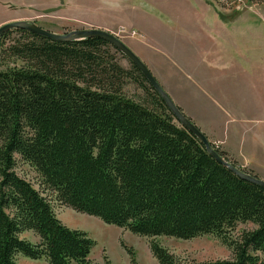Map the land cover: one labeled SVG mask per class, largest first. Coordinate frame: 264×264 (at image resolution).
Returning <instances> with one entry per match:
<instances>
[{"label":"trees","instance_id":"trees-1","mask_svg":"<svg viewBox=\"0 0 264 264\" xmlns=\"http://www.w3.org/2000/svg\"><path fill=\"white\" fill-rule=\"evenodd\" d=\"M236 2L212 0L224 9ZM13 33L18 38L5 47ZM112 47L99 37L60 42L23 29L0 37V55L21 62L0 71V264H17L18 254L95 264L96 242L62 223L52 196L63 208L143 237L214 235L234 255L205 264H264V189L217 162L140 70L120 65ZM130 82L149 102L126 93ZM19 161L35 170L39 189L17 174ZM240 224L255 229L232 240ZM25 232L40 242L22 239ZM150 248L160 264H179L155 241ZM104 264L112 262L104 257Z\"/></svg>","mask_w":264,"mask_h":264},{"label":"rangeland","instance_id":"rangeland-1","mask_svg":"<svg viewBox=\"0 0 264 264\" xmlns=\"http://www.w3.org/2000/svg\"><path fill=\"white\" fill-rule=\"evenodd\" d=\"M0 2V29L7 24L27 23L60 35L91 29L110 32L131 49L149 70L151 69L161 85L164 78L157 75L156 66L165 69L167 80L183 98L175 99L178 105L187 106L189 98L193 99L195 94L203 95L189 77V71L186 69L189 62L196 66L203 56L219 53L222 49L221 44H226L228 53H236L241 48L240 53L244 55V70L236 77V84L241 102L238 111H242L240 113L244 115H236L234 120L226 119L224 115L222 117L228 121L227 123L231 122V126L236 119L248 120L247 114H252L254 118L264 117V4L237 0L230 8L224 9L220 6L214 7L212 0H0ZM219 13L229 20L223 21ZM16 38L17 34L13 33L10 39L4 42V46L8 47ZM111 51L116 54L122 67L132 69L133 64L129 59L114 47ZM142 57H145V60ZM149 57L153 59V66L147 63ZM0 60L4 64L0 71L21 65V62L14 64L15 59H5V56L1 55ZM125 91L139 101L149 102L147 94L137 83H128ZM210 106L213 109L207 108L205 111L212 117L205 114V123L196 121L197 125L220 151L222 146L217 141L213 143V135L224 139L225 146L235 151L240 145L242 135L232 131L228 133L227 123L223 122L225 119L217 116V111L221 113L222 110ZM181 110L186 116L191 113L195 119L200 118L195 108L191 111L187 107ZM261 124L263 122H258L254 132L263 130L264 125ZM246 132L251 133L252 129H247ZM242 134L246 135L244 130ZM222 152L230 162L252 171V176L258 179L264 176L259 170L253 171L254 166L249 168L240 165L230 158L227 152ZM259 164L263 166L264 161H260ZM16 172L39 189L38 175L29 164L19 161ZM50 199L65 226L71 230L88 233L96 242L90 255L95 264H104V257L112 264H131L132 257L135 258L136 264H160L150 248L153 241L172 253L179 264H205L234 259L232 251L214 235H204L191 240L165 236L143 237L116 225L106 224L97 217L78 213L71 208H63L53 196ZM253 229L255 227L252 224H240L230 233V237L232 240H238L243 231ZM22 239L33 244L40 242L39 237L33 232H25ZM129 250L133 251L132 256ZM15 259L17 264H50L44 260L29 259L22 254H18Z\"/></svg>","mask_w":264,"mask_h":264},{"label":"crops","instance_id":"crops-1","mask_svg":"<svg viewBox=\"0 0 264 264\" xmlns=\"http://www.w3.org/2000/svg\"><path fill=\"white\" fill-rule=\"evenodd\" d=\"M221 48L222 49H220L219 53H211L208 57L207 55L203 57L201 56L202 58L196 66L192 62H189L187 65L186 69L189 71L188 74L192 79L193 85L199 88L203 93L202 96L195 94L193 99L189 98L187 106L176 104L175 99L183 98L175 91V88H173L172 84L167 80V77L164 74L165 69L156 66V70L158 72L157 75L164 78V82L162 83L163 88L175 104L181 109L187 107L189 111L193 108L197 109V115L200 118L195 119L192 117L191 113H189V116L187 117L190 118L200 130L201 128L197 125L196 121L199 123H205V114H208L205 110L207 108H212L210 105L215 106L220 111H223V113L221 111L222 114L217 111V116H220L221 119H225L222 115H224L226 119L231 118L232 120H234L236 115H244L243 113H240L242 111H238L239 107H241V102L239 101V91L236 84V77L244 70V55L243 53H240L241 48H239L236 53H228L226 44H221ZM142 58L145 60V57ZM152 61L153 59L149 57L147 63L150 66H153ZM208 116L212 117L209 114ZM246 116L248 117V120L243 121L241 119H236V121L232 123V126L230 125L231 122L227 123L228 121L226 119L223 121L225 124L227 123L226 128L229 129L228 133L232 131L238 135H242L240 145L235 151H231V149L225 146L226 141L215 135L212 137L213 143L214 141L219 142L222 146V151L227 152L230 155V158H233L240 165H244L249 168L254 166L255 168L252 169L253 171L259 170L260 173H264V165L262 166L259 164L260 161H264V127L263 130L254 132V130L258 127V122H263L261 125H264V117L254 118L252 114H247ZM227 129H225V132H227ZM247 129H252V132H246ZM243 130L246 135L242 134ZM259 178L264 180V176ZM58 218L60 219L59 215ZM42 260L48 262L46 259Z\"/></svg>","mask_w":264,"mask_h":264},{"label":"water","instance_id":"water-1","mask_svg":"<svg viewBox=\"0 0 264 264\" xmlns=\"http://www.w3.org/2000/svg\"><path fill=\"white\" fill-rule=\"evenodd\" d=\"M15 29H23L28 30L33 33H36L40 36L46 37L48 39L54 40V41H81L85 40L87 38L91 37H99L107 42H109L114 48H116L120 53H122L124 56H126L147 78V80L150 82V84L153 86V88L158 92V94L162 97V99L167 104L170 111L174 114V116L177 118V120L180 122V124L188 130L192 131V133L195 134V136L200 139L202 143H204L207 146V149L210 153V155L215 158L219 163L226 166L228 169H230L233 173L238 175L239 177L251 181L253 184H256L264 189V181L258 180L252 176H247L240 172L237 168H235L232 164L227 163L221 156L216 154L212 149H210L208 145V140L204 134H202L194 125H192L189 120L181 113V111L173 104L172 100L169 98V96L163 91V89L160 87V85L157 83L155 78L151 75L148 68L144 65V63L133 54L131 50H129L119 39H117L114 35L107 33L102 30L97 29H91V30H82V31H76L72 32L70 34H55L52 32H48L43 30L42 28H39L35 26L34 24H27V23H16V24H7L3 28L0 29V37L9 31L15 30Z\"/></svg>","mask_w":264,"mask_h":264},{"label":"bare ground","instance_id":"bare-ground-1","mask_svg":"<svg viewBox=\"0 0 264 264\" xmlns=\"http://www.w3.org/2000/svg\"><path fill=\"white\" fill-rule=\"evenodd\" d=\"M97 30H99V29H97ZM103 31V30H102ZM105 32H107V31H105ZM107 33H110V32H107ZM111 34V33H110ZM113 35V34H112ZM115 36V35H114ZM116 37V36H115ZM117 39H119L118 37H116ZM120 40V39H119ZM82 41V40H81ZM121 41V40H120ZM122 42V41H121ZM123 43V42H122ZM124 44V43H123ZM125 45V44H124ZM126 46V45H125ZM127 47V46H126ZM128 48V47H127ZM116 49V48H115ZM129 49V48H128ZM129 50H131V49H129ZM132 51V50H131ZM133 52V51H132ZM122 54V53H121ZM133 54L135 55V56H137L134 52H133ZM126 57V56H125ZM138 57V56H137ZM127 58V57H126ZM139 58V57H138ZM128 59V58H127ZM140 59V58H139ZM141 60V59H140ZM130 61V60H129ZM142 61V60H141ZM131 62V61H130ZM143 62V61H142ZM132 63V62H131ZM133 64V63H132ZM134 65V64H133ZM145 65V64H144ZM135 66V65H134ZM146 66V65H145ZM147 67V66H146ZM148 68V67H147ZM148 70H149V68H148ZM141 72V71H140ZM149 72L151 73V75L155 78V80L157 81V83L160 85V87L163 89V91L169 96V94L164 90V88H163V86L160 84V82L158 81V79L152 74V72L149 70ZM142 73V72H141ZM142 75H143V73H142ZM144 76V75H143ZM145 77V76H144ZM146 78V77H145ZM146 80H147V78H146ZM148 81V80H147ZM148 83L150 84V82L148 81ZM150 86L153 88V86L150 84ZM154 89V88H153ZM155 90V89H154ZM156 91V90H155ZM158 93V92H157ZM169 98L172 100V98L169 96ZM165 102V101H164ZM172 102H173V100H172ZM173 104L176 106V104L173 102ZM177 107V106H176ZM178 108V107H177ZM179 110H180V108H178ZM181 111V110H180ZM181 113L188 119V117L181 111ZM173 116H174V114H173ZM174 118L177 120V118L174 116ZM189 120V119H188ZM177 122H179L178 120H177ZM189 122L192 124V125H194L202 134H204L195 124H193L192 122H191V120H189ZM179 124H180V122H179ZM182 126V125H181ZM183 127V126H182ZM184 128V127H183ZM185 129L188 131V132H190L191 134H193L194 136H195V134L194 133H192V131H190V130H188L186 127H185ZM205 135V134H204ZM206 136V135H205ZM207 138V137H206ZM200 140V139H199ZM207 140L209 141V139L207 138ZM201 142V141H200ZM202 143V142H201ZM204 146H205V148H206V150H207V152L209 153V151H208V149H207V146L204 144V143H202ZM208 145H209V147H210V149H212L216 154H217V152L214 150V148H213V146H212V143L209 141L208 142ZM210 154V153H209ZM219 155V154H218ZM220 156V155H219ZM224 159V158H223ZM225 160V159H224ZM226 161V160H225ZM218 162V161H217ZM227 162V161H226ZM227 163H230V162H227ZM221 164V163H220ZM231 164V163H230ZM224 166V165H223ZM226 167V166H225ZM235 167V166H234ZM235 168H237V167H235ZM240 172H242L239 168H237ZM243 174H245V175H247V176H252L251 174H247V173H244V172H242ZM252 177H254V178H256L255 176H252ZM243 179V178H242ZM256 179H258V178H256ZM243 180H246V179H243ZM258 180H260V179H258ZM246 181H249V180H246ZM261 181H263V180H261ZM249 182H251V181H249Z\"/></svg>","mask_w":264,"mask_h":264}]
</instances>
